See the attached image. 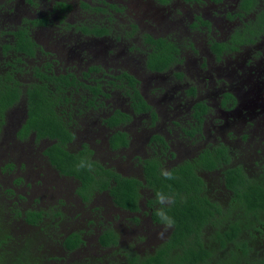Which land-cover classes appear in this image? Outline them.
I'll list each match as a JSON object with an SVG mask.
<instances>
[{"label": "flooded vegetation", "instance_id": "1", "mask_svg": "<svg viewBox=\"0 0 264 264\" xmlns=\"http://www.w3.org/2000/svg\"><path fill=\"white\" fill-rule=\"evenodd\" d=\"M16 1L26 7L27 13L43 8L50 0L12 2ZM108 1L53 0L46 16L35 19L46 24L36 25L33 30L36 42L43 47L39 56L45 55L29 64L45 66L43 70L50 74L76 78L78 91L59 103L58 114L76 120L72 125L75 139L67 150L75 154L86 147L91 160L122 177L135 179L139 183L138 209L115 205L107 190L79 193V183L72 177H61L45 157V150L53 142L43 139L36 143L35 134L26 140L17 139L20 123L13 132L11 151L19 148V166L11 176L15 173L23 179L20 184L12 179L15 195L7 201L13 205L21 199L19 205L26 211H41L43 225L50 224L44 229L48 240L43 251L46 256L40 257L44 264H132L147 258V254L156 259V251L169 243L174 231L173 226L162 227L156 218L159 205L156 192L145 180L147 163H157L162 172L191 164L201 183L196 192L185 191L184 203L206 208L209 217L198 225L201 238L194 234V239L184 243L211 253H219L224 244L235 248L237 239L231 241L229 235L246 204L231 185L238 180L264 182V0H141L146 4L126 10V14L122 5L113 4H126V0H112L111 4ZM177 1L190 16L188 23H181L177 13L174 22L151 18L153 3L169 11ZM72 7L93 11L98 20L71 24L72 31L67 33L60 26L64 18L60 17L63 21L57 24L53 16ZM174 9L176 12V6ZM74 14L85 17L81 12ZM122 14L128 20L133 18V23L128 22L120 34L113 22ZM99 26L104 28L100 34L95 32ZM84 27L90 32H85ZM177 27L183 28L178 33L186 32L187 45H177L164 35V31ZM63 36L69 37L68 44L62 46L60 41L51 46V38ZM151 40H165L177 48L178 62L165 72L149 68L151 55L159 52V44ZM196 40L204 45L199 46ZM183 50L187 51L186 63L191 62L192 67L187 64V71L173 72L182 65ZM194 55L199 56V62ZM126 74L134 77L133 85ZM186 76L191 78L187 80ZM100 89L103 93H98ZM141 101L144 105H139ZM22 102L18 107L22 108L19 112L23 120L26 102ZM83 103L86 111L81 113L78 105L81 108ZM116 113L122 121L107 122ZM116 133L122 136L113 148ZM46 170L60 183L71 184L72 189L48 193L45 204L53 199V207H39L43 198L40 202L34 199L36 207L25 206L35 188L29 183L27 171L42 177ZM39 185L43 190L39 191L45 192V184ZM172 203V198L166 200L167 207ZM220 228L224 230L223 240L218 234ZM72 235L78 236L81 246L71 252L65 241ZM109 236L113 240L106 239ZM103 237L107 246L100 242Z\"/></svg>", "mask_w": 264, "mask_h": 264}, {"label": "trees", "instance_id": "2", "mask_svg": "<svg viewBox=\"0 0 264 264\" xmlns=\"http://www.w3.org/2000/svg\"><path fill=\"white\" fill-rule=\"evenodd\" d=\"M12 1L14 0L0 2V147L8 138L11 140L8 139L7 143L12 144L13 132L20 123L17 139L26 140L35 134L36 143L43 139L53 142L45 150V157L61 177H72L79 183V193L107 190L115 205L130 210L138 209L136 191L139 183L135 179L122 177L91 160L86 147L75 154L67 150L68 144L75 139L72 125L76 120L59 115V105L70 99L68 95L72 97L79 86L76 85L74 76L50 74L43 70L45 66L40 68L29 64L45 55L39 56L43 47L36 42L33 30L36 25L46 23L24 17L26 7L20 2ZM20 13L19 18L23 22L15 26L10 25V18L18 17ZM83 30L90 32L86 27ZM102 30L104 28L99 26L95 32L100 34ZM151 41L159 44V52H154L149 62L152 71L165 72L178 62V51L174 44L165 40ZM45 65L47 67L48 62ZM126 79L133 85V76L126 74ZM29 80H32L31 83ZM98 93L103 92L100 89ZM23 99L26 102V115L22 120L19 112L21 107L18 106L23 103ZM139 105H144V102L141 101ZM13 109H17V112H13ZM78 109L84 113L85 103L81 108L78 105ZM117 114L120 115L116 113L107 122L119 124L122 119H119ZM7 128L9 132L6 138ZM121 136V133H116V140H112L113 148L117 147V139ZM10 159L11 152L0 150V264H44L40 258L48 244L44 229L50 224L45 222L43 225L45 220L41 211H26L23 206H18L21 199L13 205L7 201L15 192L13 184L9 186L6 181L19 166V160L13 162ZM81 162L84 166L78 170L77 166ZM89 164L92 166L91 170ZM190 166L180 165L173 168L170 172L173 178L166 179L157 163H147V185L156 193H163L166 197L169 195L173 200L164 211L174 220V231L169 243L160 246L156 251V259H153V254H147V258L135 260L132 264H264V182L251 184L249 181L238 180L231 185L241 193L240 197L246 204L243 213H238L229 235L231 241L237 239L235 248H228V245L224 244L221 245L219 253H211L207 249L191 247L190 244L184 243V240L194 239V234L201 238L198 225L200 222L206 223L209 217L206 208H196L184 203L185 191L196 192L201 183L191 164ZM22 169H25L24 162ZM22 179L15 178L14 183L20 184ZM156 218L159 221L157 216ZM5 224H15L17 231L11 230V226L7 227ZM21 228L27 229L28 233H19ZM222 231L224 230L220 228L218 234L223 240ZM77 237L72 235L66 239L67 250L72 252L81 246ZM106 239L113 240V237ZM100 242L104 246L108 245L105 237L101 238ZM32 247L35 248L31 249ZM212 255L216 260H211Z\"/></svg>", "mask_w": 264, "mask_h": 264}, {"label": "rangeland", "instance_id": "3", "mask_svg": "<svg viewBox=\"0 0 264 264\" xmlns=\"http://www.w3.org/2000/svg\"><path fill=\"white\" fill-rule=\"evenodd\" d=\"M52 1L53 0H50L47 4L44 3V7L43 8L42 7L41 8L36 7L35 10L34 9H30L29 12H27V13L25 12L23 14V16L28 18L29 20H32V18L35 20V19L41 18L42 16H46L45 12L49 11L51 9L53 3H54ZM0 2L4 3V0H0ZM108 3L111 4V3H113V1L110 0V1H108ZM113 4L122 5L123 9H124L123 12H124V14H126V10H128L130 8L132 9L133 7L140 8L142 4L145 5L146 3L144 1H141V0H126V4H123L122 2H119V4L118 3H113ZM180 5L183 6L182 2L177 1L176 3L173 4V6L171 5V7H169V11H168V10H163V8L160 9V7H158L157 4L153 3L152 8H150V16L154 20H162L164 22H166L167 19H169V21H173L174 22L173 19L179 17L181 19V23H186V22L188 23L191 18H190V16L187 13H185L184 8H183L184 6L181 7ZM92 6L96 7L95 4H92ZM101 6H103V5H101ZM174 6H176V9H177L176 12H175ZM104 8L108 9V7H106V6ZM67 11L68 10L66 9V10H64L62 12V14H55L53 16V18L55 20V23L57 22V24H59V21H61V20L63 21V19H60V17L64 18V21H63L64 23L60 22V26H61V29L64 27L66 32H67V30L72 31V28H70L71 24L86 23L87 21L94 22L95 20H98V18H96V13L91 11V10H89V9L82 10L79 7H72L70 9V11H68V12ZM77 12L84 13L85 17L79 18V16L74 14V13H77ZM168 13H169V17H166V15ZM176 13H177L178 17H176ZM20 16H21V13L19 14L18 17L10 18L9 24L10 25H14V26L15 25H19L21 23L20 22V18H19ZM99 16H101V15L100 14L97 15V17H99ZM113 16L116 17L115 15H113ZM132 21H133V18L131 20H128V19L124 18V15L122 14L121 18H117V17L115 18V21L113 22V26H117L120 29L119 33L121 34L122 31H124L129 26L128 22L133 23ZM144 21H146V20H144ZM146 22L148 24L151 23L150 21H146ZM67 24H68V26H67ZM143 30H146V28H144ZM179 30H183V28L177 27L175 29H169V32L164 31L163 33H164L165 36L169 35L170 39L175 40L178 43L177 45H181V46L187 45L188 42H187L186 32L183 31L180 34V33L177 32ZM36 31H37V29H36ZM50 33H52V32H50ZM56 33H57V31H56ZM48 35H49V33H48ZM45 37H46V40H44V42L47 41V37L48 36L45 35ZM68 38L69 37H64V36H63V38L62 37H58L57 40L54 39V38H51L50 39V40H52L51 41V46L55 47V44L59 43L60 41L61 42L63 41L62 42V46H64V45L68 44V42H67V40H69ZM78 41H79V39H78ZM84 41H86V40L84 39ZM75 42H76V39L73 40V44ZM196 43L199 46H203L204 45V43H202L201 40H196ZM192 55H193V53H192ZM186 56H187V51L183 50L182 51V65L178 66L177 69H175L173 72L182 73V72L187 71V68H188L187 64H189V67H192L191 62L187 61V63H186ZM193 57L194 58H198L197 62H199V56L197 57V55H194ZM222 68H224V70H228V69H225V68H227L226 65H223ZM186 77L188 78L187 80H189L191 78L190 76H186ZM143 78H145V76H143ZM170 79H171V83H172L173 79H172L171 75H170ZM189 83H190V81H189ZM125 87H126V85H125ZM113 90L116 91V92L118 91V90H115L114 88H113ZM22 113L24 114V111H22ZM15 121H16V119H15ZM8 132H9V130L7 128L6 131H5L6 138H7ZM8 139L11 140V138H8ZM8 139L1 144L2 146L0 147V150H6L8 152L12 151L13 147H12V144H8L7 143ZM80 141H82V140L80 139ZM19 154H20V151H19V148L17 147V149L11 153V159L13 160V159L16 158L15 160L17 161L18 160L17 158L19 157ZM97 159L100 160V158H97ZM109 165H111V163H109ZM21 174H22V172H21ZM42 175L44 177L38 176L36 172L27 171V177L30 179L29 183L34 185L35 188L31 189V190H34V191L28 196L29 201L26 202L25 206H29L31 208L32 207H36L35 206L36 203L34 201L36 200L37 202H40L41 201L40 199L43 198V200L40 202V206L39 207H41V208L53 207L54 206V200L53 199L48 201L49 204H45L47 202L46 198L50 197L48 193L51 194V193H56L58 190H66V191H68V190L72 189V185L71 184L60 183V181L58 179H56L55 177H51L47 170H46V172L42 173ZM19 176L20 175H16L14 173L13 176H11V178L7 179V181H6L7 185L11 186L12 179L13 178H18ZM45 177H47V179ZM39 181H41L40 184H43V185L45 184L44 185V187L46 188L45 192H40L39 191L41 189L40 185L37 183ZM41 191H43V190L41 189ZM21 194L23 195L24 192H22ZM18 206L22 207V205H18ZM6 213H7V211H6ZM5 225H7V227L11 226L10 224H5ZM17 228L18 227L15 224L13 226H11V230H13V231H17L16 230ZM19 230H20L19 233H28L27 229H25V228H21ZM16 240H18V239H16ZM34 248L35 247H32L31 249H34Z\"/></svg>", "mask_w": 264, "mask_h": 264}, {"label": "clouds", "instance_id": "4", "mask_svg": "<svg viewBox=\"0 0 264 264\" xmlns=\"http://www.w3.org/2000/svg\"><path fill=\"white\" fill-rule=\"evenodd\" d=\"M84 165L81 162V164H79L77 166V169L79 170L80 168H82ZM89 170H91L92 166L91 164H89ZM163 175L165 176L166 179H172V175L170 172L168 171H164ZM169 199L168 197H166L163 193H156V201L157 204L159 205V207H157L155 209V215L159 218V222L161 224L162 227L164 228H170L173 226L174 224V220L167 214L166 211H164L166 205V200Z\"/></svg>", "mask_w": 264, "mask_h": 264}]
</instances>
